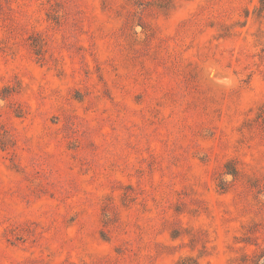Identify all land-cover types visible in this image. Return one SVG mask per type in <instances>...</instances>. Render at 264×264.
<instances>
[{
	"label": "rangeland",
	"instance_id": "rangeland-1",
	"mask_svg": "<svg viewBox=\"0 0 264 264\" xmlns=\"http://www.w3.org/2000/svg\"><path fill=\"white\" fill-rule=\"evenodd\" d=\"M0 264H264V0H0Z\"/></svg>",
	"mask_w": 264,
	"mask_h": 264
}]
</instances>
